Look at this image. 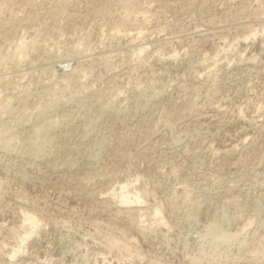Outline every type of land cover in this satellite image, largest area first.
<instances>
[{"label": "rangeland", "instance_id": "374dc122", "mask_svg": "<svg viewBox=\"0 0 264 264\" xmlns=\"http://www.w3.org/2000/svg\"><path fill=\"white\" fill-rule=\"evenodd\" d=\"M0 264H264V0H0Z\"/></svg>", "mask_w": 264, "mask_h": 264}, {"label": "bare ground", "instance_id": "6f19581e", "mask_svg": "<svg viewBox=\"0 0 264 264\" xmlns=\"http://www.w3.org/2000/svg\"><path fill=\"white\" fill-rule=\"evenodd\" d=\"M4 115V114H3ZM94 150V149H93ZM127 185L125 184V187H126ZM130 186V185H129ZM122 189V188H121ZM124 190H127V189H125L124 188ZM119 191H123V190H119ZM112 194V193H111ZM115 194V193H114ZM123 193L121 192V195H122ZM122 197L123 198H121L120 200H122V199H124L122 202L123 203H126V200H128V202L130 201L128 198H125V196H123L122 195ZM133 197V196H132ZM134 197H136V195L134 196ZM133 197V198H134ZM138 198H140V196L138 197ZM131 199V198H130ZM137 200V199H136ZM141 200V199H140ZM125 201V202H124ZM137 201H139V199L137 200ZM138 203V202H137ZM130 204H132V203H130ZM157 213V212H156ZM28 214V213H27ZM27 214H25V217H24V219L26 218V216H27V219H25L27 222H28V225L27 226H29L28 228L29 229H27L28 231L26 232V234H23V235H21V237L23 238L24 236H25V238H23L22 240H19V242L20 243H24L25 242V239H27V237H30V236H32V233L34 232V230H35V228L37 227L36 225H38L37 223H39V222H37L38 220H35V218H34V216H32L31 217V215H30V217L28 218V215ZM157 216V215H156ZM155 216V217H156ZM136 219V218H135ZM23 222V223H26L27 224V222ZM162 222V221H161ZM21 226H23L22 224H21ZM22 231H25V230H22ZM25 233V232H24ZM20 236L18 237L19 239L21 238ZM28 240V239H27ZM26 243V242H25ZM113 243L115 244V242L113 241ZM18 244V243H17ZM19 245V244H18ZM22 246V245H21ZM114 246V245H113ZM123 246V245H122ZM19 247V246H18ZM116 247V246H115ZM124 247H126L125 245H124ZM16 248V250H17V247H15ZM22 248H24V247H22ZM13 249H14V247H13ZM19 249H21V248H19ZM25 249V248H24ZM129 249V248H128ZM25 251V250H24ZM24 251H20V252H23L24 253ZM14 252H16V251H12V253H14ZM125 252V251H124ZM127 252V251H126ZM129 252V251H128ZM11 253V254H12ZM9 256H7L8 258H10L11 257V255L10 254H8ZM13 255H15V254H13ZM130 255V254H129ZM15 257V256H14ZM13 259V258H12Z\"/></svg>", "mask_w": 264, "mask_h": 264}]
</instances>
